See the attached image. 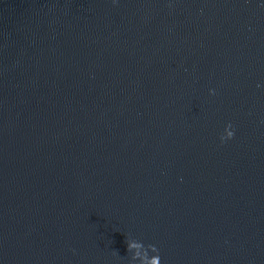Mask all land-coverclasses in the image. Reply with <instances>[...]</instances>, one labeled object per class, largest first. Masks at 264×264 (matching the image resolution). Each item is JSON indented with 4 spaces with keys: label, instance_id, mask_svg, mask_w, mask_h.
<instances>
[{
    "label": "water",
    "instance_id": "1",
    "mask_svg": "<svg viewBox=\"0 0 264 264\" xmlns=\"http://www.w3.org/2000/svg\"><path fill=\"white\" fill-rule=\"evenodd\" d=\"M156 254L264 264V0H0V264Z\"/></svg>",
    "mask_w": 264,
    "mask_h": 264
},
{
    "label": "clouds",
    "instance_id": "2",
    "mask_svg": "<svg viewBox=\"0 0 264 264\" xmlns=\"http://www.w3.org/2000/svg\"><path fill=\"white\" fill-rule=\"evenodd\" d=\"M213 91H214L213 89H209L210 94ZM233 136H234V130L232 128V125L230 123H228L225 125L223 132L219 136V140L221 143H224L226 140L231 139ZM129 247L138 249L139 244L133 241V242L129 243ZM153 247H154L155 251H157L154 245H153ZM156 258H157V264H160V256L158 254H156Z\"/></svg>",
    "mask_w": 264,
    "mask_h": 264
}]
</instances>
